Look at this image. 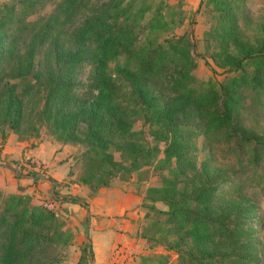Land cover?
<instances>
[{
	"label": "trees",
	"instance_id": "1",
	"mask_svg": "<svg viewBox=\"0 0 264 264\" xmlns=\"http://www.w3.org/2000/svg\"><path fill=\"white\" fill-rule=\"evenodd\" d=\"M46 1L11 0L0 8L2 141L6 139L3 127L20 128L32 96L40 89L45 93L38 113L48 118L57 138L88 147L92 166L89 172L96 182L87 177H82L81 182L90 188L95 190L107 185V181L97 177L106 166L127 172L149 168L151 159L161 152L158 165L168 169L172 178L165 177L160 187H150L147 195L151 201L167 206L164 212L170 224L168 232L183 235L176 243L180 264H257L255 248L242 243L253 233L252 229L243 227V216L248 211L233 205L218 211L215 185L201 182L202 175L198 173L187 181L196 180L193 190L180 189L179 180L193 171L195 165L189 153L190 144L183 136L188 127L179 120L205 117L210 125L233 128L242 92L250 85H264V38L255 47L240 42L243 58L255 56L252 75L245 71L243 59L226 50L223 52L227 63L242 73L222 85L218 108L216 90L203 91L196 87L191 38L183 34L157 41L155 33L167 23L162 10L153 12L144 25L147 33L140 36V25L151 10L147 1H99L71 30L66 47L58 30L74 18L85 2L60 0L54 11L45 16L42 8ZM220 3L228 4V1ZM226 12V15L230 13L232 22V12L229 9ZM31 15L34 18L28 19ZM44 46L47 53L40 60L38 55ZM120 57H124V61L116 63L115 72L129 83L145 108L146 123L151 127L149 134L163 143L161 150L141 141L144 137L140 138L139 132L133 129L131 116L116 99L118 85L109 72V64ZM85 62L92 65L90 87L93 92L82 100L75 96L73 80L76 69ZM169 66L175 71L170 86L173 95L161 101L149 84L160 80ZM112 145L120 151L122 161L114 159ZM24 176L30 178L32 184L47 180L36 172ZM49 180L56 186L52 178ZM51 197L54 202L81 200L77 196L58 195L54 190ZM80 204L86 207L85 202ZM62 224L54 210L42 203H33L24 193L2 196L0 191V264H56L59 261L56 247L65 242L67 236ZM185 239L190 240L192 247L183 253ZM87 249H90L88 242L84 243L82 251L87 252ZM78 264H83L82 257Z\"/></svg>",
	"mask_w": 264,
	"mask_h": 264
},
{
	"label": "rangeland",
	"instance_id": "2",
	"mask_svg": "<svg viewBox=\"0 0 264 264\" xmlns=\"http://www.w3.org/2000/svg\"><path fill=\"white\" fill-rule=\"evenodd\" d=\"M10 1L0 0V8L3 9L4 4ZM59 1L47 0L42 13L45 16L50 15ZM99 1L104 0H84L85 4L83 3L74 18L60 26L58 30L60 40L66 47L70 42L71 30L81 23L85 15L89 13V8ZM145 1L151 5V10L145 15L140 25L139 35L147 33L148 28L144 25L153 12L162 10L167 23L155 33L157 41L163 42L166 38L183 34L191 38L194 44L193 75L197 81L196 87H201L203 91L216 90L219 95L217 106L220 108L222 85L233 77H239L242 73L234 70V67L227 63L228 58L223 52L226 50L238 59H243L242 65L245 71L250 75L253 74L255 56L243 58L244 52L240 42L244 43V46L255 47L264 38V0H227L228 4L223 5L220 3L223 0ZM228 9L232 12V22L229 18L230 13L226 15ZM33 18L34 15L28 17V19ZM46 53L47 46H44L39 52L38 59L43 60ZM123 61L124 57H120L109 64V72L118 85L116 99L131 116L133 129L139 132L140 138L144 137L141 141L152 148L161 150L163 143L149 134L151 127L146 123L145 108L133 93L129 83L115 72L116 63H123ZM91 74L90 62L83 63L75 71L73 83L75 96L79 99L84 100L93 92L90 87ZM174 76L175 71L169 66L167 73L160 80L149 84L150 89L161 101L173 95L170 86ZM33 81L36 80L33 79ZM44 93L38 89L32 96L18 130H13L7 125L3 127L5 141H2V130H0V156H2L6 140L13 135L18 143L24 145L15 157L4 159L7 161L8 170L14 173L15 177L21 178L22 175L33 172L48 175V168L45 165L55 159L57 162L55 167H60V169L54 167L57 171L55 176L59 181L49 175L45 178L47 181L43 190L32 191L30 194L24 193L33 203L43 204L51 201L45 197V192L49 193L51 187L49 178H52L56 186L50 183L53 184L52 190L56 194L63 196L75 191L76 196L80 197L86 206L88 205V212L86 207L81 205L84 208V215H79L76 212H70L67 207L58 206L59 202L56 204L57 201H55L53 210L63 223L62 229L67 232L65 242L56 247L59 259L56 264H78L77 252L81 243L83 246L86 242H94L96 248L104 249L103 243L106 239L105 250L109 253L107 264H117L110 258L113 249L126 255L124 264H161L163 261H166V264H180L179 248L176 243L183 235L168 232L170 224L167 223L164 212L167 206L160 201H151L147 195L150 187H160L165 177L172 178L168 169L158 165V160L162 156L161 152L151 159L149 168L142 167L127 172L124 169L117 171L111 165L106 166L98 172L97 177L107 181V185L95 190L90 188L81 182L82 177L96 182V178H92L89 172L92 166L87 154L88 147L80 143H65L57 138L48 118L38 113L43 106ZM235 120L237 122L233 128L210 125V120L205 117L195 116L185 122L179 120L180 124L188 127L183 136L190 144L189 153L193 155L195 165L193 171L179 180V187L193 190L196 180L187 181L192 175L198 173L202 175L201 182L215 185L214 200L218 211L230 205L248 211V214L243 216V227L252 229L253 233L242 243L246 247H254L257 253V264H264V85L263 87L250 85L242 92ZM50 144L56 145V149L50 151ZM39 145H45L39 154L44 159H48L47 162H40L29 154L30 150L34 151ZM111 150L114 159L122 161L120 151L114 145ZM6 156L8 157V154ZM39 164H42L41 168L38 167ZM40 182L42 181L40 180L37 184ZM186 182L187 186H184ZM107 187H114L115 192L119 190L122 191L121 193H131L129 199L133 203L129 202L125 205L123 211L118 210V207L111 209V216L103 212L104 210L98 205L99 202L92 205L91 209L89 202L92 197ZM0 191L2 196L10 193L1 189ZM120 201L119 196L115 195L109 203L113 205ZM130 224L132 226L127 228L126 225ZM100 226H104V232L100 230ZM112 226L114 230L108 231V228ZM120 235L123 236L122 240L118 238ZM128 239L132 240V243ZM191 247L189 239L182 242V252L188 251ZM90 253L91 250L87 249L86 254L92 260L93 255Z\"/></svg>",
	"mask_w": 264,
	"mask_h": 264
},
{
	"label": "crops",
	"instance_id": "3",
	"mask_svg": "<svg viewBox=\"0 0 264 264\" xmlns=\"http://www.w3.org/2000/svg\"><path fill=\"white\" fill-rule=\"evenodd\" d=\"M52 144V143H51ZM51 149L55 150L56 149V145H51ZM1 145V144H0ZM23 144H20L16 141V138L13 137V135H10L8 137V139L6 140L5 144L3 145V149H2V156H0V189L4 190L5 192H10V193H31L32 191H37L39 192L40 189H44V186H46V181L47 180H42V182H40V184H32V181L30 178L22 175L21 178L15 177L14 173L10 172L8 170V167L6 166V160L4 159H11L10 157H15L16 154H19L21 152V149L23 148ZM45 145H39L38 147L35 148V150H30L29 154L30 156H33V158H37L36 160H40V162H47L48 159H44V157H42V155H40L39 153L41 152V149L44 147ZM6 154H8V157L6 156ZM49 164H46V168H48V175L44 176L45 178H48V176L50 175L51 177H53L54 179H56L57 181H59V179L55 176V173H57L56 169H60V167L55 165L57 164V162L55 161V159H52L48 162ZM56 169H55V168ZM54 168V169H53ZM14 171L15 169L12 168ZM50 189H49V193L45 192V197H47L49 200H51V196H52V189L54 188L53 184L50 183ZM18 187H22V190H19ZM119 190H116V192H118ZM114 191V187H107L104 189H101L98 194L94 197H92V199L90 200V207L92 209V205H94L95 203L99 202V207L102 208V210H104L103 212L105 214H107V216H111V209L118 207V210H124L125 209V205H127L129 202H132V200H130V194H125V193H121L122 191H119L118 193H116ZM70 196H76L75 191L71 192V193H67ZM119 196V198L121 199L120 202H118L117 204H113L109 201L111 198H113L114 196ZM80 198V197H79ZM134 198V196H133ZM81 199V198H80ZM131 199H132V195H131ZM135 199V198H134ZM82 200H80L78 203H68L65 201H61L58 203V201L56 202V204L58 203V206L61 207H67V209L70 212H76L79 215H84V208L81 206L80 202ZM63 202V203H62ZM88 205L86 206V210L87 212L89 211V208H87ZM99 212V211H97ZM74 222L77 223V220L74 219ZM111 225V224H110ZM129 226L131 227L132 224L130 225H126L127 228H129ZM100 230L104 232L103 228L104 226H100ZM113 226L108 228V231H113ZM119 240L123 239V236L120 235ZM129 240V239H128ZM130 243H132V240H129ZM104 249H98L96 248V244L90 243V249L93 255V259L90 260L89 256L86 254V251L83 252L82 251V243L80 245V247L78 248V257L77 260H79L80 257H82L83 260V264H107V259H108V255L109 253L105 250L106 248V244H107V239L106 241H104Z\"/></svg>",
	"mask_w": 264,
	"mask_h": 264
},
{
	"label": "built area",
	"instance_id": "4",
	"mask_svg": "<svg viewBox=\"0 0 264 264\" xmlns=\"http://www.w3.org/2000/svg\"><path fill=\"white\" fill-rule=\"evenodd\" d=\"M43 204L45 206H47L49 209H52V210H53V207L55 206V202L54 201H50V202L43 203ZM110 258H111V260L115 261V263H117V264H124L125 260L127 259L126 255H123L122 252L121 251H117V249H113L112 250V254H111Z\"/></svg>",
	"mask_w": 264,
	"mask_h": 264
}]
</instances>
